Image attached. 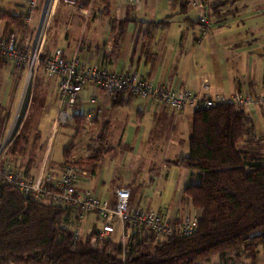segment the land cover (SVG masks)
I'll use <instances>...</instances> for the list:
<instances>
[{"label":"crops","instance_id":"0c3cea01","mask_svg":"<svg viewBox=\"0 0 264 264\" xmlns=\"http://www.w3.org/2000/svg\"><path fill=\"white\" fill-rule=\"evenodd\" d=\"M78 1L83 8L89 7V19L62 0H40L29 23L26 20L28 0H0V12L23 13L26 27L22 31L14 30L13 34L18 43H26L30 52L39 46L42 58L62 49L68 60L77 57L89 68L98 65L109 74L141 73L154 87L166 85L200 93L204 92L201 82L205 77L211 96L234 94L239 90L249 94L264 93V0L204 1L210 24L206 33L199 22V12L193 5H183L182 0H139L138 4L128 0ZM47 23L40 42V31ZM6 29V22L0 20V35H5ZM17 67L16 64L13 73L20 70ZM22 78L19 75V79H13L10 95L15 93L19 97L25 84L20 86ZM55 85L58 92V81ZM91 90L94 95L90 97L88 93L83 95V90L80 92L78 101L82 95L84 102L77 105V101L75 117L83 115L88 121L85 115L90 110L100 113L99 120L89 123L103 121L109 128L107 140L116 128L121 144L119 154L118 149L115 155L104 151L101 161H94L89 169L86 168L89 164H84L83 170L129 167L133 162L138 166V161L143 159L147 169L162 164L167 178L172 172L176 177L168 181L164 197L156 201L151 198L148 204H143L141 191L132 189L135 180H131L130 186L116 182L105 188L103 178L97 182V172H94L81 180L80 189L95 191L103 200L113 202L115 189L125 187L131 189L132 207L163 211L179 219L186 215L200 217V211L184 199L186 188L196 179L179 165L181 158L189 154L185 139L190 140L194 112H174L164 103L137 98L130 92L112 96L106 91L108 96L99 97L101 93L96 86ZM92 99L98 102L97 107H88ZM114 100L120 104L115 106ZM2 109L6 110L5 104ZM245 111L253 122L255 136L251 143H243V146L261 148L258 152L264 155V107L252 106ZM160 119L170 125L166 133L171 132L172 137L169 141L165 137L151 142L150 136ZM62 167L63 164L56 165L49 172H60ZM32 173L37 174L36 169ZM148 179L147 186L154 184L151 174ZM173 179L178 182V188L172 193ZM261 251L264 253V246Z\"/></svg>","mask_w":264,"mask_h":264},{"label":"trees","instance_id":"16d2710c","mask_svg":"<svg viewBox=\"0 0 264 264\" xmlns=\"http://www.w3.org/2000/svg\"><path fill=\"white\" fill-rule=\"evenodd\" d=\"M182 1L186 6L195 0ZM24 17L23 13L1 11L0 20L7 24L3 36L10 38L14 30L22 31L26 27ZM119 104L114 100L115 106ZM2 111L3 137L9 116ZM85 121L83 115L75 117L77 136ZM108 130L104 125L102 141L108 138ZM18 133L6 161L25 158L20 129ZM254 136L253 122L240 107L225 104L194 111L190 152L179 165L196 179L186 188L184 199L200 211L199 228L194 235L172 236L158 244L148 237L131 240L128 264H204L214 257L240 255L242 251L256 260L259 247L264 246V155L251 152L242 143H251ZM39 138L38 134L32 156L39 150ZM72 147L64 151L63 167L83 165L68 160ZM88 158L99 162L103 154L96 150ZM35 165L31 160L23 169L27 177ZM72 214L61 206L30 202L16 186L0 180V264H121L118 241L109 239L102 252H95L89 248L95 230L75 241V221L65 231L59 228Z\"/></svg>","mask_w":264,"mask_h":264},{"label":"built area","instance_id":"2783aa9c","mask_svg":"<svg viewBox=\"0 0 264 264\" xmlns=\"http://www.w3.org/2000/svg\"><path fill=\"white\" fill-rule=\"evenodd\" d=\"M68 6H75L78 12L89 19V7H82L78 0H62ZM131 4H138L139 0H128ZM40 0H28V17L30 18L36 10ZM195 10L199 12V22L208 31L209 20L206 12L205 2L195 0L191 3ZM48 23L40 31V42L46 33ZM0 57L7 60H14L19 71L25 65L30 72L37 66H42L49 76L55 77L58 81V94L60 109L55 118V126L59 127L75 120L74 109L78 101L80 92L88 86H98L107 91L112 96L130 92L133 96L142 99H152L158 103H164L170 110L183 112L200 110L201 108H213L225 104L234 105L244 110L252 106L264 107V93L252 94L242 90L234 94L210 95L208 80L203 77L201 87L204 92L194 93L189 89L170 88L166 85L154 87L141 73L137 74H109L102 67L96 65L86 67L77 57L68 60L63 50L58 49L52 55L40 57L39 46L33 51H29L26 43H18L13 34L10 38L0 35ZM36 71V70H35ZM19 79V75L16 76ZM16 79V80H17ZM29 80L27 79L26 83ZM27 85L16 99L12 93L5 104L9 116L8 126L0 141V180L5 185H14L26 198L46 203L52 206H61L70 210V217L63 220L59 228L63 231L70 227L72 221L76 222L74 227V240L82 237L80 226L90 216L96 219L89 242V248L93 251L102 252L109 239L118 241L121 244V264L129 263V244L131 240L150 238L155 244L170 239L172 236H191L199 228L200 217L198 215H186L181 219L166 215L163 211H152L142 207H132L130 205L131 189L118 187L115 189V198L111 202L103 200L95 191L80 189V182L83 177H89V173L81 167L68 165L62 167L60 172H46L42 168L40 174L30 177L25 175L20 164L14 161H6L11 145L19 135L22 117L25 111V99L27 95ZM96 100L92 99L91 103ZM88 121H96L101 118L100 113L90 110L85 115Z\"/></svg>","mask_w":264,"mask_h":264},{"label":"rangeland","instance_id":"374dc122","mask_svg":"<svg viewBox=\"0 0 264 264\" xmlns=\"http://www.w3.org/2000/svg\"><path fill=\"white\" fill-rule=\"evenodd\" d=\"M80 38L81 36L79 37L78 42ZM15 68L16 62L13 59L1 60L0 58V112H2L3 104H6L9 100V95L13 88V79L17 75H20L21 78L23 77L20 86L22 87L23 83H25L24 87L27 85V92L25 94L27 95L25 96V99L27 100L20 127V137L22 136L21 145L26 147V154L24 155L25 158L14 161L16 163L18 162L20 166H22V169H24L27 164L29 165L31 160L37 164L35 165L36 168H34L36 169L37 174L41 173L42 168L46 169V172H48L52 170L50 168L55 167L56 165L64 164L66 161L63 155L64 151L71 144H73V147L70 151V157L68 160L75 162L80 161L83 162V165L84 163L86 165L89 164V166H86L87 169L92 167L94 164V161H90L88 158L93 151L100 150L101 152L105 151L106 153L115 155L116 149H118L117 153L119 154V146L121 144V141L118 138L119 131H117L115 128V130H113L112 136L109 137L108 140L106 139L102 141L101 134L103 132V121L95 122L93 124L89 123V121H85L78 136L77 133L79 130L76 128L78 125H76L75 120L54 128L55 118L60 109L59 94L56 91V81L54 80L55 77L49 76L43 67L39 65L35 69L36 71L33 70L32 72H30L27 65H25L21 71L17 69V72L13 73ZM27 79L29 81L26 83ZM93 87L94 86L92 85L84 88L82 92L83 95L86 93H88L87 97L94 95L91 90ZM97 89H99L98 91L101 93L99 97L106 95L108 96L107 92L102 88H98L97 86ZM81 100L79 99L77 105H81ZM97 103V101L93 104L90 103L88 107H97ZM108 108L111 107L108 106ZM126 111L130 113L129 110ZM5 114V116H7V111H5ZM155 125L157 128L152 132L150 141H161L162 139H165V137V140L169 141L171 139L169 137H172L170 136L171 132L166 133V131L169 129L170 125H167L166 121H163L162 119L156 122ZM117 128L118 130L121 129L120 126ZM38 134L40 135V138L37 141L39 144V150L35 156H32L31 152H33V143ZM245 139H249V137L247 136ZM186 143L188 146V137L185 139V146ZM250 151L258 152L261 151V148L252 147ZM8 157L9 156L7 154L5 158L8 159ZM144 163V160L141 159L138 161V166H135L133 162L132 166L129 167L104 168L96 170L92 169L86 171L92 175L95 170V172H97L95 179L98 182V179L100 180L103 178V181L105 182V188H108L111 183L114 185L116 182H120V185L126 184L125 186H128L127 184H129L130 186L132 185L131 180H135L136 185L135 187H132V189H134V191H141V195L144 194L143 204H148L151 198L156 201V199L158 200L159 198L165 196V191L168 190L166 188L168 181H170L175 175L172 172L169 175V178H167L166 173L161 168L162 164H154V169H147L148 165H144ZM81 168L83 169V167ZM149 174H151L152 178L155 180L154 184L151 186H147L146 184L150 182L148 179ZM30 175L33 176L36 174L31 172ZM85 178L86 177H83V179ZM177 183L178 182H176V179L172 180L170 187V191L172 193L178 188ZM95 222L96 219L90 216L84 221L82 226H80L82 236L88 234L91 229H93ZM261 247H259V250ZM256 257L257 258L255 260L251 258L246 251H242L240 255L233 254L228 255L225 258L214 257L211 259V261H208L204 264H264L263 251H258Z\"/></svg>","mask_w":264,"mask_h":264}]
</instances>
